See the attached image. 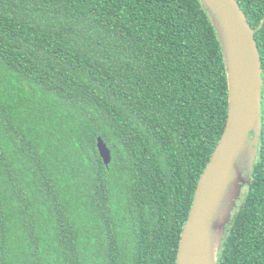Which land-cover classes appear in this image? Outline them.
Masks as SVG:
<instances>
[{"label":"trees","instance_id":"16d2710c","mask_svg":"<svg viewBox=\"0 0 264 264\" xmlns=\"http://www.w3.org/2000/svg\"><path fill=\"white\" fill-rule=\"evenodd\" d=\"M237 2L261 136L216 264H264V0ZM228 91L201 0H0V264H176Z\"/></svg>","mask_w":264,"mask_h":264},{"label":"water","instance_id":"95a60500","mask_svg":"<svg viewBox=\"0 0 264 264\" xmlns=\"http://www.w3.org/2000/svg\"><path fill=\"white\" fill-rule=\"evenodd\" d=\"M201 2L211 16L224 52L228 112L220 140L198 180L182 228L176 264H216L220 248V244L215 246L218 212L243 171L246 173L245 184L249 183L248 173L258 154L261 136L263 78L255 30L237 0ZM262 24L263 21L258 28ZM96 147L103 163L108 166L111 152L100 136ZM224 236L225 233L222 242Z\"/></svg>","mask_w":264,"mask_h":264},{"label":"rangeland","instance_id":"374dc122","mask_svg":"<svg viewBox=\"0 0 264 264\" xmlns=\"http://www.w3.org/2000/svg\"><path fill=\"white\" fill-rule=\"evenodd\" d=\"M245 180H246V173L245 171H243L240 177L236 179V181L231 186L227 200L225 201L224 205H222V208L220 209V213L218 212L216 218V224H215L216 238H218V240H216L215 246L217 247L219 244L221 246L222 244L221 239L223 237V234L226 232L228 222L232 217V213L234 212L236 206L240 201V197L243 193V189L245 185ZM227 192L228 191L225 192V195H227ZM217 219L221 220V222L218 223Z\"/></svg>","mask_w":264,"mask_h":264}]
</instances>
